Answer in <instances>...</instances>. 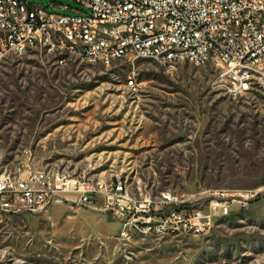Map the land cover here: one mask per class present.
I'll list each match as a JSON object with an SVG mask.
<instances>
[{"label": "rangeland", "instance_id": "374dc122", "mask_svg": "<svg viewBox=\"0 0 264 264\" xmlns=\"http://www.w3.org/2000/svg\"><path fill=\"white\" fill-rule=\"evenodd\" d=\"M30 2L84 11L75 0ZM215 77L209 64L166 71L147 58L63 66L39 49L4 58L0 165L12 178L63 173L95 191L97 209L65 193L40 212H0V264H264V99L231 97ZM117 177L130 197L182 196L210 226L122 241L100 192Z\"/></svg>", "mask_w": 264, "mask_h": 264}, {"label": "built area", "instance_id": "2783aa9c", "mask_svg": "<svg viewBox=\"0 0 264 264\" xmlns=\"http://www.w3.org/2000/svg\"><path fill=\"white\" fill-rule=\"evenodd\" d=\"M75 2L84 11L61 4H53L54 11H49L32 2L0 0V67L2 58L38 49L63 66L76 59L109 66L143 57L153 58L166 71L181 63L209 64L216 71L217 86L227 95L258 92L264 99V0ZM68 9L74 14L56 12ZM167 49H178V57L166 58ZM244 68H254V75H244ZM127 84L135 87L132 78ZM100 189L102 210L111 212L120 227L132 226L138 234L176 236L210 226L202 207L173 203L171 191L161 192L158 204H150L147 194L134 198L122 191L120 177ZM92 192L58 172H36L14 180L0 175L1 214L40 212L54 201L68 200L65 193H80L77 204L97 209ZM224 205L217 199L208 203L209 207ZM137 217H144V224H137Z\"/></svg>", "mask_w": 264, "mask_h": 264}, {"label": "bare ground", "instance_id": "6f19581e", "mask_svg": "<svg viewBox=\"0 0 264 264\" xmlns=\"http://www.w3.org/2000/svg\"><path fill=\"white\" fill-rule=\"evenodd\" d=\"M23 5H30V0H23ZM21 55V54H18ZM178 57V49H167L166 50V58H176ZM143 58H147V59H153L151 57H143ZM4 58H2L3 61ZM62 63V61H60ZM244 75H254V68H244ZM129 87L134 88V86L127 84ZM0 175H5V179L6 180H14V178L8 176L3 167L0 165ZM122 191L123 190V184H122ZM172 202L173 203H184V200H182L181 198H179L177 195H173L172 194ZM150 204H158V198L156 201H153L150 198ZM0 212H1V208H0ZM13 215H22V211H13ZM137 224H144V217H137ZM133 233H136V229L133 228L132 226H124V227H120L119 229V234L121 235H126L131 237V235ZM134 235V234H133ZM122 241H128V237H121Z\"/></svg>", "mask_w": 264, "mask_h": 264}, {"label": "trees", "instance_id": "16d2710c", "mask_svg": "<svg viewBox=\"0 0 264 264\" xmlns=\"http://www.w3.org/2000/svg\"><path fill=\"white\" fill-rule=\"evenodd\" d=\"M183 207H187L188 208L189 206L188 205H184Z\"/></svg>", "mask_w": 264, "mask_h": 264}, {"label": "crops", "instance_id": "0c3cea01", "mask_svg": "<svg viewBox=\"0 0 264 264\" xmlns=\"http://www.w3.org/2000/svg\"><path fill=\"white\" fill-rule=\"evenodd\" d=\"M119 229H120V227H119Z\"/></svg>", "mask_w": 264, "mask_h": 264}]
</instances>
